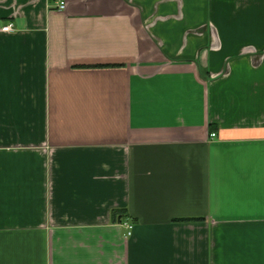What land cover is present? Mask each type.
Here are the masks:
<instances>
[{
	"label": "crops",
	"instance_id": "crops-1",
	"mask_svg": "<svg viewBox=\"0 0 264 264\" xmlns=\"http://www.w3.org/2000/svg\"><path fill=\"white\" fill-rule=\"evenodd\" d=\"M0 264H264V0H0Z\"/></svg>",
	"mask_w": 264,
	"mask_h": 264
},
{
	"label": "built area",
	"instance_id": "built-area-1",
	"mask_svg": "<svg viewBox=\"0 0 264 264\" xmlns=\"http://www.w3.org/2000/svg\"><path fill=\"white\" fill-rule=\"evenodd\" d=\"M65 6H66L65 1H60V2L58 3V8H59V9H64ZM1 30H2V31H6V32H8V31H12V24H11V23H8V24L2 26V27H1ZM211 135H214V133H211ZM124 225H125V226L127 227V229H128L127 234L130 235V234H131L132 226H131L128 222H126Z\"/></svg>",
	"mask_w": 264,
	"mask_h": 264
}]
</instances>
